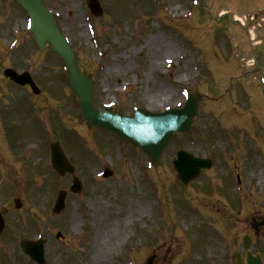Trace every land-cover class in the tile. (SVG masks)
Returning a JSON list of instances; mask_svg holds the SVG:
<instances>
[{"label":"rangeland","instance_id":"obj_1","mask_svg":"<svg viewBox=\"0 0 264 264\" xmlns=\"http://www.w3.org/2000/svg\"><path fill=\"white\" fill-rule=\"evenodd\" d=\"M43 1L92 77L96 107L165 111L188 92L199 96L198 110L191 133L175 134L147 178L140 149L86 126L62 61L38 51L23 9L0 0V67L27 69L43 86L40 97L0 87V137L9 140L0 159L10 170L0 167V264H34L21 241L37 233L46 264H93L97 255L100 264H148L152 254L151 264H231L246 250L264 259V229L255 238L250 227L264 218V0H99L98 17L85 0ZM46 140L64 147L83 183L58 215L56 193L70 181L50 168ZM180 149L212 161L188 185L172 167ZM104 167L111 176L98 177ZM108 229L118 241L109 237L103 250L97 243Z\"/></svg>","mask_w":264,"mask_h":264},{"label":"water","instance_id":"obj_2","mask_svg":"<svg viewBox=\"0 0 264 264\" xmlns=\"http://www.w3.org/2000/svg\"><path fill=\"white\" fill-rule=\"evenodd\" d=\"M27 11L30 18V30L34 34V40L43 47L48 43L51 49L56 52L64 61L68 71L69 82L72 90L78 97L79 106L83 118L88 125H95L116 132L120 137H125L130 140L133 145L140 146L150 156L151 160L156 164L166 142L173 136L174 130L189 131L192 117L196 113L197 100L191 96L185 107L181 110H171L168 112L154 113L145 110H137L134 115L124 116L122 114H114L109 108L103 111H98L92 105L93 86L88 77L81 73L73 61V52L67 41L64 39L59 29L56 26V21L42 4L41 0H16ZM91 12L95 15L101 14V8L97 0H87ZM9 75L22 83L27 80L17 79L13 71H7ZM32 83V82H30ZM54 154V166L63 173L65 170L72 171V168L67 164L60 149L56 144L52 145ZM186 157V154L179 153L176 162L181 158ZM198 160V159H197ZM201 162L200 160H198ZM198 164H193V170L187 176H181L183 181L190 179V175L195 176L198 170ZM80 184L75 181L73 190L79 191ZM65 192L60 191L54 208L57 213L63 208V200ZM264 221L260 224H263ZM258 225L254 224L257 228ZM2 222L0 221V229ZM25 250L32 255V258L39 263H43L42 244H25ZM234 264H242L239 255H234ZM248 264H262L259 255L252 256L247 253Z\"/></svg>","mask_w":264,"mask_h":264},{"label":"bare ground","instance_id":"obj_3","mask_svg":"<svg viewBox=\"0 0 264 264\" xmlns=\"http://www.w3.org/2000/svg\"><path fill=\"white\" fill-rule=\"evenodd\" d=\"M170 94H171V92H170V91H167V92L165 93V96H166V97H171ZM252 227H253L254 229H256V227H254V224L252 225ZM261 228L264 229V226H262ZM115 235H116V234H114V233L112 232L111 229L106 230V237H103V238L100 240V242L97 243L98 247L100 248V247L103 246V247H104L103 250L107 249L109 246H111V245L114 244L116 241H118L117 236H115ZM114 236H115V237H114ZM109 237H110L111 240L113 241V243L110 244V245H108V244H109L108 240L110 239ZM106 239H107V241H106ZM241 261H242V264H246V263H247V256H245L243 259H241ZM99 262H100L99 256H98V255H97V257L94 256V257H93V264H100Z\"/></svg>","mask_w":264,"mask_h":264},{"label":"flooded vegetation","instance_id":"obj_4","mask_svg":"<svg viewBox=\"0 0 264 264\" xmlns=\"http://www.w3.org/2000/svg\"><path fill=\"white\" fill-rule=\"evenodd\" d=\"M2 70H3V67H0V71H1L0 72V87H24V88L28 89V87H29L28 85L18 86L16 84L12 83L9 79L4 78V76L2 75ZM36 84H37L36 86L40 87V85L38 83H36ZM0 166H4V167L8 166V163L6 162L5 159L0 162ZM206 244L208 246H210L211 242L207 241Z\"/></svg>","mask_w":264,"mask_h":264}]
</instances>
